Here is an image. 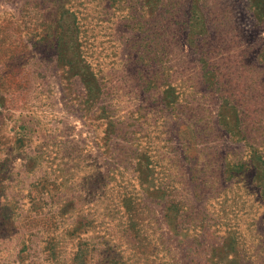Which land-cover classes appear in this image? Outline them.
<instances>
[{
    "label": "rangeland",
    "instance_id": "obj_1",
    "mask_svg": "<svg viewBox=\"0 0 264 264\" xmlns=\"http://www.w3.org/2000/svg\"><path fill=\"white\" fill-rule=\"evenodd\" d=\"M0 264H264V0H0Z\"/></svg>",
    "mask_w": 264,
    "mask_h": 264
}]
</instances>
